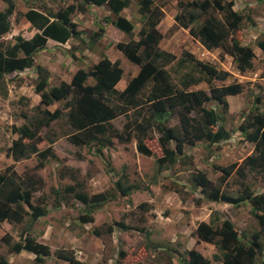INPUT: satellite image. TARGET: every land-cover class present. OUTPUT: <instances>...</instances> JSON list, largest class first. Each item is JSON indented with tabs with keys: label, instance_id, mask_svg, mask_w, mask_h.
<instances>
[{
	"label": "trees",
	"instance_id": "obj_1",
	"mask_svg": "<svg viewBox=\"0 0 264 264\" xmlns=\"http://www.w3.org/2000/svg\"><path fill=\"white\" fill-rule=\"evenodd\" d=\"M258 1L264 3V0ZM5 2L6 7L0 10V92H6L4 82L7 75L32 69L36 73L33 90L39 95L40 101L35 107L37 114L34 117L13 127L17 137L6 149V156H10L14 162L35 156L37 162L33 172L19 174L14 164L0 171V223L6 221L21 224L28 220V226L16 241L11 234L4 233L0 237V250L4 245L7 255L28 252L34 254L35 264H44L52 254L50 247L40 242L30 230L32 223L47 214L46 206L43 205L44 198L37 203L33 202L35 192L43 186V179L35 171L42 169L54 157L55 152L52 140L44 137L41 130L49 128L52 122L65 114L72 130L67 139L76 147L95 143L100 146L96 151L100 153L104 146L113 145L112 138L128 143L134 137L137 151L144 156H152L146 140L155 138L161 150V155L155 160L159 171L182 161L187 164V145L205 142L207 146H211L231 137L230 131L223 125L221 114L215 107H207L206 104L216 102L226 112V96L240 94L243 86L237 81L223 83L230 76L228 71L201 61L188 51L181 54L176 66L192 65L204 75H196L188 70L179 75L176 81L167 67L177 57L159 48V44L164 37L172 35L179 28L188 29L189 35L198 40L206 50L221 49L224 54L232 57L236 69L245 73L252 68L255 53L251 46L241 43L235 34L244 21H253L234 9L235 0H177L178 11L173 18L174 23L162 33L158 30L164 17L162 7L154 3V0H138L137 12L142 23L138 39L130 38L128 42L116 43L117 49L129 62L138 66L137 73L129 78L122 90L115 87L122 78L123 68L119 60L113 62L105 53H101L99 60L89 69H77L69 82L62 80L57 85L50 86L51 72L36 64L35 57L46 48L49 39L61 44L71 39H80L81 31L72 20V14L84 12L89 5H105L110 12L105 17V24H111L132 37L134 25L121 14L129 6L130 0H79L76 4L62 6L57 10L46 6L40 9L30 7L19 16L30 23L35 33L30 38L17 34L13 43L1 40L12 30L10 17L16 8L13 0ZM104 33L105 26L98 27L91 33L90 42L96 43ZM256 45L264 52V34ZM220 59H223L222 55ZM88 78H92L93 83H88ZM214 81L218 84H214ZM201 82H205L207 88H194ZM60 100L65 101V113L61 108L53 111L47 108ZM121 116L124 122L122 130H119L112 121ZM172 120L174 123L170 124ZM237 130L253 144L252 153L240 163L213 165V169L221 174L217 182H213L206 172L199 169L192 171L189 182L193 189H199L201 197L206 201L225 202L233 206L249 203L258 228L251 232L249 240L242 241L243 235L229 218H220L217 212H212L208 221L197 224L194 235L198 242L213 244L219 254H215L210 260L192 248L186 251V258L177 257L176 263L168 264H256L257 259L264 258V192L255 193L246 183L249 172L264 177L262 96L254 97ZM154 132H157V137ZM44 141L48 145L41 148L40 144ZM233 174L237 176L240 186L235 195L222 190V184H226ZM121 180L119 178L115 181V187L122 195H128L133 186H124ZM68 188L70 193L73 191L77 200L92 208L107 200V195L103 192L88 195L81 190ZM196 202L199 204V199ZM81 221L93 222V217L84 215ZM116 225L128 229L123 223L114 222L107 225L105 230L94 228L93 234L97 237L111 234ZM6 254L0 252V264H9ZM54 255L67 264H88L78 259L71 249H57ZM120 255L123 256L124 253L120 252ZM261 264H264V259Z\"/></svg>",
	"mask_w": 264,
	"mask_h": 264
},
{
	"label": "rangeland",
	"instance_id": "obj_2",
	"mask_svg": "<svg viewBox=\"0 0 264 264\" xmlns=\"http://www.w3.org/2000/svg\"><path fill=\"white\" fill-rule=\"evenodd\" d=\"M16 8L10 17L12 30L1 39L4 42H14V36L21 34L30 38L35 30L21 16L30 7L43 6L57 10L59 7L76 4L79 0H13ZM177 0H154L164 11V17L159 30L165 33L174 23L177 13ZM6 7L5 0H0V10ZM138 0H130V4L122 11V15L129 19L134 29L132 37L116 29L111 24H105V17L110 15L107 6L89 5L84 12H74L72 20L77 23L81 31L80 39H71L65 44L48 42L46 48L39 51L35 63L45 65L51 72L49 85H57L60 81H69L79 68L89 69L100 57L106 53L109 58L119 60L123 68L125 82L135 75L138 66L118 51L117 42H128L130 38H138V30L142 23L137 12ZM234 9L252 19V23L244 21L235 36L243 44L251 46L255 53L252 68L240 73L228 54L221 49L206 50L198 40L189 35L188 29L179 28L172 35L164 37L159 48L173 53L177 59L167 68L174 80L183 72L191 70L196 75L203 76L192 65L176 66L177 60L184 51L191 52L204 62L214 64L217 68L226 70L230 76L223 83L240 82L242 92L227 97L228 108L225 111L216 102L206 104L215 107L223 117L224 127L230 131L231 137L224 142L207 146L205 142H197L194 146H186L185 152L189 158L187 164L180 162L161 171L158 170L156 157L161 150L156 139L146 140L152 150V156H144L137 151L136 140L133 137L128 143L112 138V146H104L97 153L98 144L76 147L67 137L71 134L65 114L52 122L41 134L52 140L55 152L53 158L46 165L35 171L43 179V186L35 192L33 202L44 198L47 214L31 224L30 230L40 242L50 247L51 255L45 264H67L55 257L54 251L60 248L71 249L77 258L88 264H168L176 263L177 257L186 258L188 249H196L210 260L218 249L213 244L194 242V230L200 221H208L212 212H217L220 218H229L235 228L243 235L242 241H247L253 230L258 228L256 220L250 212V204L233 206L225 202H209L203 199L199 189L190 185V174L194 169L203 170L209 179L217 182L220 172L213 169V165L225 166L233 162L240 163L253 151V144L237 130V126L244 120L246 113L256 95L264 98V52L256 45L264 34V3L258 0H235ZM220 17L219 14H216ZM19 16V17H18ZM18 17V18H16ZM104 25V36L95 44L90 42V35L98 27ZM82 39V41H81ZM223 59H220V56ZM36 73L32 69L13 73L5 77L6 92H0V171L8 165L14 164L19 174L33 172L37 158L32 156L27 160L14 162L6 156V149L11 141L17 137L13 127L25 123L27 119L37 114L35 107L39 103L33 90ZM88 83H93L89 78ZM124 82V83H125ZM214 84L218 82L214 81ZM207 88L205 82L194 88ZM261 87V88H260ZM65 101L60 100L47 108L53 111L61 108L67 111ZM124 118L121 116L112 121L113 125L122 130ZM174 123V120L170 124ZM157 132H154V136ZM44 141L40 147L47 146ZM190 160V163H189ZM183 163V164H182ZM124 177V178H123ZM121 178L124 186H133L128 195H122L115 187V181ZM124 180V181H123ZM246 183L255 193L264 192V177L249 172ZM68 187L81 190L88 195L106 193L107 200L98 204L96 208L87 206L70 193ZM173 189L181 192L177 193ZM240 189L235 174L222 184V190L236 194ZM196 199L200 203L197 204ZM92 216L93 222L84 223L82 216ZM114 222L123 223L128 229L114 226L111 234L97 237L94 228L105 230L107 225ZM28 226V220L21 224L0 223V236L4 233L12 235L16 241L20 233ZM0 252L6 254V246ZM120 252L124 255H120ZM7 255V254H6ZM21 258L8 254L9 264H35L32 254ZM79 258V259H80ZM263 257L257 259L256 264L262 263ZM222 264V263H217Z\"/></svg>",
	"mask_w": 264,
	"mask_h": 264
},
{
	"label": "crops",
	"instance_id": "obj_3",
	"mask_svg": "<svg viewBox=\"0 0 264 264\" xmlns=\"http://www.w3.org/2000/svg\"><path fill=\"white\" fill-rule=\"evenodd\" d=\"M97 7H98V6H97ZM124 9H125V8H124ZM124 9H123V10H124ZM121 14H122V13H121ZM25 20H26V19H25ZM26 21H27V20H26ZM161 21H162V20H161ZM27 22H28V21H27ZM28 23H29V22H28ZM160 23H161V22H160ZM160 23H159V25H160ZM29 24H30V23H29ZM159 25H158V30H159ZM140 28H141V27H140ZM133 29H134V28H133ZM183 29H184V28H183ZM139 30H140V29H139ZM139 30H138V31H139ZM159 31H160V30H159ZM160 32H161V31H160ZM137 34H138V33H137ZM133 39H134V38H133ZM137 39H138V38H137ZM137 39H135V40H137ZM49 41H52V42H54V43H56V44H60V45H62L61 43H58V42L53 41V40H50V39L47 41V45H48V42H49ZM98 41H99V40H98ZM98 41H97V42H98ZM97 42H96V43H97ZM66 43H67V42H66ZM94 44H95V43H94ZM43 50H44V49H43ZM41 51H42V50H41ZM118 51L121 52L119 49H118ZM105 54H106V53H105ZM106 55H107V54H106ZM107 56H108V55H107ZM108 58H109V56H108ZM98 60H99V58L97 59V61H98ZM110 60H111V59H110ZM97 61H95V63H96ZM111 61H112V60H111ZM114 61H116V60H114ZM114 61H113V62H114ZM95 63H93V64H95ZM42 66H44L45 68H47L45 65H42ZM123 72H124V71H123ZM74 73H75V72H74ZM123 75H124V73H123ZM123 75H122V78H124ZM133 76H134V75H133ZM122 78H121V80L117 83V85H116V87H115V88H117L118 90H122V89L125 87V85H126V82H125ZM130 78H131V77H130ZM70 79H71V78H70ZM88 79H89V78H88ZM128 80H129V79H128ZM128 80H127V81H128ZM69 81H70V80H69ZM69 81H68V82H69ZM124 82H125V83H124ZM229 96H233V95H228V96H226V100H227V97H229ZM36 97H37L38 100L40 101V97H39V95H36ZM195 228H196V227H195ZM1 236H2V235H1ZM1 236H0V237H1ZM194 237L196 238V236H194ZM194 242H198V241H197V238H196V241H194ZM202 242H203V241H200V243H202ZM207 244H208V243H207ZM188 250H189V249H188ZM11 254L18 255V256H20L21 258H23V256H28V255H26V254H29V253L23 251V252H21V253H19V254H16V253H11ZM30 254H31V253H30ZM32 255H34V254H32ZM34 257H35V256H34ZM34 257H32L33 260H34ZM79 258H80V257H79ZM79 258H78V259H79ZM59 260H60V259H59ZM80 260H81V258H80ZM82 261H83V260H82ZM8 262H9V259H8ZM44 264H45V263H44Z\"/></svg>",
	"mask_w": 264,
	"mask_h": 264
}]
</instances>
